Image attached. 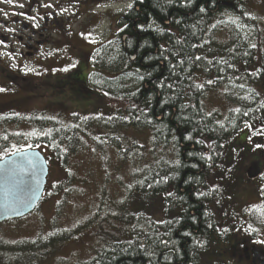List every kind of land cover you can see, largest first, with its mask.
Returning <instances> with one entry per match:
<instances>
[{"label": "trees", "instance_id": "trees-1", "mask_svg": "<svg viewBox=\"0 0 264 264\" xmlns=\"http://www.w3.org/2000/svg\"><path fill=\"white\" fill-rule=\"evenodd\" d=\"M234 8H238L240 15L244 14L242 2L234 3V0H134V7L117 22L118 28L126 26L118 33V41L95 54L96 66L105 73L92 77L90 84L103 91L108 105L105 113L101 110L102 114L95 118L89 111L73 114L70 109L58 108L52 114L41 111L7 119L26 121L22 125L31 127L26 140L32 145L31 149L47 150L63 168L68 166L70 156L77 149L85 147V141L108 145L125 160L130 148L137 150L140 146L123 147V133L149 131L150 143L156 152L133 184V189L141 193L135 201V205L140 204L141 211L136 217H127L129 229L124 236H131L132 240L105 243L91 258L77 264H158V258L163 259L160 264H169L168 259L177 264H200L198 253L201 249H195L191 239L199 233L209 236L216 226L212 216L203 213L210 211L207 204L215 200V194L212 200L200 198L205 196L200 173L205 164L203 149L227 147L232 126L234 147L259 145L264 148L262 96L247 93L248 80L242 73L249 70L246 45L240 40L234 41V34L231 40L219 43L211 35L226 21L222 13L234 14ZM124 33L126 37L122 40ZM236 76L240 78L238 83ZM232 86L238 92L246 91L238 108L229 111L222 120L216 113L205 114L203 95L211 89H231ZM63 111L68 112L70 122L64 121L67 116ZM7 143L5 140L1 147ZM180 143L188 149L185 153L188 166L181 160L174 168L164 152L170 147L178 149ZM241 178L240 175L243 182L234 185V228L245 224L243 209L236 211L237 205L245 202H240V189L246 183ZM224 191L217 195L221 197ZM261 198L264 200V190ZM151 200L154 205L164 206V212L183 211L177 228L184 227L177 234L185 236L183 240L173 237L176 224L171 232L163 230L164 234L159 236L166 240L165 243L154 238L155 210ZM216 202L222 203L221 200ZM13 249L12 245L0 241V251L5 252L0 256L2 264H34L38 251L32 245H24L20 257L9 255Z\"/></svg>", "mask_w": 264, "mask_h": 264}, {"label": "rangeland", "instance_id": "rangeland-1", "mask_svg": "<svg viewBox=\"0 0 264 264\" xmlns=\"http://www.w3.org/2000/svg\"><path fill=\"white\" fill-rule=\"evenodd\" d=\"M128 5L129 3L122 4L120 8L126 9ZM234 21L228 20L222 25L219 24L215 33H211L218 43L228 41L234 34ZM237 27L248 37L249 25L239 24ZM63 57L65 55L62 54ZM62 58L53 55L48 60L37 63V70L24 79H19L16 89L0 82V89H4L0 91V156H8L4 155L6 151L24 149L29 144L26 140L31 134V127L22 125L26 122L22 119L8 121L12 116H28L41 111L52 114L58 108L69 109L62 104L55 105L59 99H67L66 103L72 105L69 112L73 114L89 111L97 118L98 114H102L101 110L105 113V107L108 105L104 95L96 94L95 91L85 90L82 95H78L88 103L69 101L75 94V91H69L74 90L78 79L70 73H60L65 68L72 71L67 68ZM94 60H97L96 57ZM62 89L67 91L61 94ZM224 89H211L203 95L201 101L205 114L216 113L222 120L233 106L234 109L238 108L240 100L245 98L246 91L238 92L234 86L229 91ZM63 113L67 116L64 121L70 122L68 112ZM93 122H96V119ZM121 138L123 147L140 146L137 150L130 148L125 160L108 145L85 141V147L77 149L78 151L70 156L68 166L63 168L60 161L54 160L47 150L40 149L48 159L49 173L38 207L21 218L0 222V241L14 247L9 253L10 256H23L24 245H32L38 251L34 264H77L91 258L105 243L130 240L128 236H124L125 230L129 229L127 220L129 215L136 217L141 211L140 204L135 205L141 193L133 189V184L141 175L143 167L154 156L156 149L151 146L148 130L127 131ZM5 140L8 143L1 147ZM243 147L248 158L263 148ZM240 175L246 181L240 189V202H245L237 205L236 211L243 209L245 225L253 227L255 231H264V202L258 197L263 192L264 182L260 179L252 184L247 180L245 171H241ZM125 203H131L133 207ZM150 203L152 209L156 210L154 202L151 200ZM238 234L241 241L242 234ZM51 236L54 238H50ZM51 240L55 241L46 246ZM259 240L264 242V235L261 234ZM217 247L220 245L215 248ZM2 254L5 255V252L0 251V256ZM224 258L227 259L223 255L222 259Z\"/></svg>", "mask_w": 264, "mask_h": 264}, {"label": "flooded vegetation", "instance_id": "flooded-vegetation-1", "mask_svg": "<svg viewBox=\"0 0 264 264\" xmlns=\"http://www.w3.org/2000/svg\"><path fill=\"white\" fill-rule=\"evenodd\" d=\"M235 2H242L245 8L244 14L240 15L238 8H234V14H222L226 21L239 22L234 21V41L240 40L245 43L249 54V70L242 71L243 77L248 80L245 89L252 96L260 94L264 103V0H234ZM125 3L131 4L132 7L121 9L120 5ZM133 7L134 0H13L12 4L7 3V0H0V82H5L10 88L16 89L19 79H24L37 70V63L44 62L53 55L62 58L63 54L65 57L62 59L72 71L61 70L60 73H70L78 79L73 87L74 90L69 91H75L69 101L87 102L78 96L85 90V92L95 91L96 94H103L100 88L90 84L92 77L105 73L96 66L94 53L104 52L106 47L118 41V33L122 29L123 32L126 26L121 25L118 28L117 22ZM28 17L35 19L29 20ZM33 23L37 27H33ZM239 24L249 25L248 37H245L237 27ZM125 37V33L121 35L122 40ZM235 67L238 70V63ZM235 80L238 83L239 76H236ZM243 84L242 82L241 86ZM224 90L229 91L226 88ZM61 91H63L61 94H64L67 90ZM66 102L67 99H59L55 105L62 104L70 109L72 105ZM233 110L234 106L231 108V111ZM232 127V137L227 147L208 146L202 151L205 164L200 168V173H202L201 185L205 196L200 198L212 200V194H215V200L207 204L210 211L204 210L203 213L207 216L211 215L216 226L209 236L199 233L191 239L193 247L201 249L198 253L200 264H264V242L259 240L260 235H264V231H255L253 227L245 224L239 226L241 228H234V185L242 181L239 179L240 172L245 171L246 174L247 168L255 161L259 162L261 175L249 182L254 184L260 179L264 182V148L258 149L251 158H248L244 147H234V126ZM187 150V147L180 143L178 149L170 147L164 154L171 161L172 167L179 166L181 163H177L181 160H184V165L188 166L185 158ZM262 188L264 190V187ZM221 191L224 193L220 197L217 192ZM170 193L173 194V190ZM181 193H184L183 189ZM258 197L259 200H263L261 196ZM218 200L222 203H217ZM228 201L231 203L229 206ZM155 206L154 238L165 243L166 240L159 236L164 234L163 230L171 232V227L175 228L176 224L173 237L183 240L185 236L177 235L184 229V227L177 229L183 211L168 213L163 211L164 206L160 207L159 204ZM200 221L199 219V223ZM238 233L242 234L241 241ZM129 239L132 240V237L129 236ZM217 245L220 247L216 249ZM223 255L227 259H222ZM162 261L163 259H157L158 264ZM166 261L169 264L178 263H174L175 260Z\"/></svg>", "mask_w": 264, "mask_h": 264}, {"label": "water", "instance_id": "water-1", "mask_svg": "<svg viewBox=\"0 0 264 264\" xmlns=\"http://www.w3.org/2000/svg\"><path fill=\"white\" fill-rule=\"evenodd\" d=\"M22 155L32 158L34 165H28L19 156L8 155L0 160V222L21 218L33 211L46 185L48 165L41 152L25 149ZM260 175L259 162H252L246 170L247 179L255 180Z\"/></svg>", "mask_w": 264, "mask_h": 264}, {"label": "snow or ice", "instance_id": "snow-or-ice-1", "mask_svg": "<svg viewBox=\"0 0 264 264\" xmlns=\"http://www.w3.org/2000/svg\"><path fill=\"white\" fill-rule=\"evenodd\" d=\"M7 3H9V4H12L13 3V0H7ZM20 7H23V5H20ZM46 7H51V5H46ZM128 7L129 8H131L132 7V5L131 4H129L128 5ZM201 11H203V9H201ZM28 19L29 20H34L35 19V17H28ZM33 27H37V25L35 24V23H33V25H32ZM9 31H11V30H9ZM197 59H199V58H197ZM74 66V65H73ZM62 71H67V69L65 68V69H62ZM140 79H143V77L141 76L140 77ZM209 83H212L211 81H209ZM0 91H4V89H0ZM238 111V110H237ZM245 115H247V113H245ZM28 147V149H31L32 148V145H28L27 146ZM258 147H259V145H258ZM25 152V149H22V148H16L14 151H12V152H5L4 153V155H10V156H19L20 158H21V160H23L24 162H26L28 165H34V163H35V161L32 159V158H29V157H27V156H23L22 154ZM0 160H3V157L2 156H0ZM12 164L13 165H16L17 167L19 166V165H17V162L16 161H12Z\"/></svg>", "mask_w": 264, "mask_h": 264}, {"label": "bare ground", "instance_id": "bare-ground-1", "mask_svg": "<svg viewBox=\"0 0 264 264\" xmlns=\"http://www.w3.org/2000/svg\"><path fill=\"white\" fill-rule=\"evenodd\" d=\"M205 64V63H204ZM204 72V71H203ZM118 75V74H117ZM198 78V77H197ZM110 80V79H109ZM199 80V79H198ZM105 90V89H104ZM172 97V96H171ZM185 97V96H184ZM222 124V123H221ZM137 130V129H136ZM168 137V136H167ZM195 139V138H194ZM193 155V154H192ZM44 158H45V156H44ZM45 160H46V158H45ZM160 163V162H159ZM164 163V162H163ZM164 166V165H163ZM170 166V165H169ZM168 175V174H167ZM46 181H47V179H46ZM140 191V190H139ZM184 206V205H183ZM180 213V212H179ZM135 239V238H134ZM147 256V255H146Z\"/></svg>", "mask_w": 264, "mask_h": 264}]
</instances>
